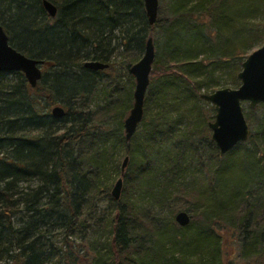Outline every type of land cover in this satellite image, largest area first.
Here are the masks:
<instances>
[{
	"label": "trees",
	"instance_id": "trees-1",
	"mask_svg": "<svg viewBox=\"0 0 264 264\" xmlns=\"http://www.w3.org/2000/svg\"><path fill=\"white\" fill-rule=\"evenodd\" d=\"M49 1L57 7L54 18L44 0H0V25L10 44L45 61L36 87L22 72H0V262L220 264L223 239L216 226L227 225L240 257L264 264V155L258 144L264 143V117L247 142L221 156L208 118L181 130L171 114L189 111L177 80L197 90L203 83L193 77L207 73L210 89L240 86L248 49L264 42V24L250 22L264 19V0H159L154 25L144 0ZM150 37L156 58L144 118L127 142L124 120L135 87L130 68ZM88 60L109 66L91 70L84 67ZM224 67L232 71L221 82L217 70ZM110 94L115 98L107 100ZM56 105L66 111L62 118L51 115ZM152 107L161 109L151 115ZM203 144L213 154L209 164ZM189 163L200 164L206 176L185 181ZM121 176L122 196L115 200L111 191ZM143 196L159 202L161 211L139 208ZM105 197L111 215L96 208ZM182 210L191 216L185 227L175 220ZM191 230L199 240L204 234V243L188 249L185 233ZM105 231L111 234L106 243L92 241Z\"/></svg>",
	"mask_w": 264,
	"mask_h": 264
},
{
	"label": "water",
	"instance_id": "water-1",
	"mask_svg": "<svg viewBox=\"0 0 264 264\" xmlns=\"http://www.w3.org/2000/svg\"><path fill=\"white\" fill-rule=\"evenodd\" d=\"M150 25H154L159 14V0H144ZM44 6L51 17L57 16V7L49 0H44ZM156 49L153 37L147 40L143 57L130 68L135 78L134 103L124 120L126 141L130 142L144 118L145 97L150 85ZM44 60L29 57L10 44L9 36L0 25V72H22L32 87H36L43 77ZM109 64L88 60L84 67L91 70H104ZM241 85L238 88L225 87L216 89L209 94H201V98L212 103L215 109L214 121L209 122L211 137L220 155L225 156L237 144L245 143L250 138V126L244 114L242 102L248 101L249 108L255 109L264 103V43L249 54L238 73ZM66 111L63 106L56 105L51 109V115L62 118ZM130 158L126 156L122 164V175L129 166ZM123 177L114 184L111 195L120 200L123 191ZM181 226H188L191 216L187 211H179L175 216Z\"/></svg>",
	"mask_w": 264,
	"mask_h": 264
},
{
	"label": "rangeland",
	"instance_id": "rangeland-1",
	"mask_svg": "<svg viewBox=\"0 0 264 264\" xmlns=\"http://www.w3.org/2000/svg\"><path fill=\"white\" fill-rule=\"evenodd\" d=\"M251 23L255 24V23H262L264 24V19L261 17H254L253 19L250 20ZM118 42H120L118 40ZM263 40H260L259 42L255 43L252 47H250L248 49V53H252L253 51H255L256 49H258L259 47H261L263 45ZM202 58V57H200ZM117 67L120 68V66L122 65L121 63L123 62V57L120 55H117ZM234 65L231 64V66ZM236 65V64H235ZM234 65V66H235ZM231 68H225L224 69H219L217 70V78L219 81L224 82L228 79L229 74L231 72ZM134 77V76H133ZM209 75H207V73H205L202 76H197L196 78L193 77V80H197L203 83V85L198 88L197 90H194V85L190 82H187L185 79H180L175 81L177 88L179 89V91H181V97H185L186 99H184L186 101V105L189 108V111H187L188 113L185 115L184 113L180 112H172L171 114L173 115L174 118L179 117V126L181 130H183L184 128H186L187 126L190 125V123L194 122V121H199L204 120V118H208V121H214L215 118V109H214V105L204 99L201 98V94H209L212 93L213 90L212 89H220L221 87H216V88H211L207 85V82L209 80ZM135 81V78H134ZM241 85V84H240ZM228 87L231 88H237L234 87L233 85H228ZM239 87V86H238ZM135 89V87H134ZM197 93V98L193 97L192 94ZM107 100H112L115 97H112L111 94L109 96L106 97ZM177 99L174 98L173 101H175ZM171 102V101H170ZM97 103L99 104H104V99H97ZM243 105V109H244V114L247 118V121L249 123L250 126V130H254L256 131L259 127L260 124V120L262 117H264V108L261 107L260 105L264 106V103L259 104L255 109H250L249 108V102L248 101H244L242 102ZM161 109L158 107H152L150 108V114L151 115H156L157 112H159V110ZM253 112V113H252ZM179 114V116H178ZM257 128V129H256ZM140 130V129H139ZM212 133V131L210 132V134ZM180 140V139H178ZM183 141V140H182ZM209 142V141H208ZM208 144V143H207ZM258 144L259 147L261 149V153L264 155V143H262L261 140L258 139ZM206 144H203L201 146V148L204 150V154L206 155V159L208 160V164L210 163V158L212 157V151L211 149L209 150V146L207 147V149L205 148ZM201 168L200 164H194V163H189L188 164V168H190L189 171H191L192 173H190V176L186 177L185 181L188 180H192L191 182H193L195 180V178L200 177L201 175L206 176L205 171H199L198 169ZM208 180V178H207ZM116 182V181H115ZM196 184V183H194ZM157 204L154 202L152 203V201H150V199L148 197L143 196L142 198H139V202H138V207L141 209H145L147 207H151L152 205H156L154 206V212L157 210L161 211V206H158ZM96 208L98 210L99 213L102 214H112L114 211L111 210V206H110V199L109 198H101L99 199V201L96 204ZM164 214H167V211H163ZM189 213V212H188ZM190 214V213H189ZM216 231L219 232V234L222 235V239H223V243H222V262L220 264H259L257 261L252 260L251 263H247L245 262L241 257H240V244L238 243V241L236 240V235H233L232 232V228L228 227L227 225H219L218 227L216 226ZM101 232V231H100ZM100 232L98 234H96L95 236H91L92 237V241L95 240H101V242L106 243L108 239H110L111 234L108 232H104V236L100 237ZM64 233L59 232L56 235V238L61 239L63 237ZM186 235V242H187V248H192L197 246L198 244H203L204 243V234L201 235L200 240L197 238V236L199 235L197 231L191 230L187 233H185ZM76 237V236H74ZM76 239L78 242H80L79 237L74 238ZM106 252V250H105ZM0 264H6L5 261L0 262Z\"/></svg>",
	"mask_w": 264,
	"mask_h": 264
}]
</instances>
